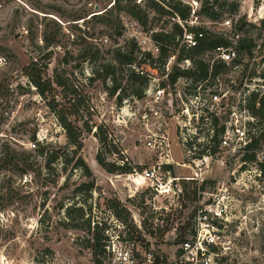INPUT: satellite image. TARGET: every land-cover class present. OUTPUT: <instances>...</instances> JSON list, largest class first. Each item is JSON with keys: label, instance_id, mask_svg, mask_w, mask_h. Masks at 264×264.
Here are the masks:
<instances>
[{"label": "rangeland", "instance_id": "1", "mask_svg": "<svg viewBox=\"0 0 264 264\" xmlns=\"http://www.w3.org/2000/svg\"><path fill=\"white\" fill-rule=\"evenodd\" d=\"M147 1L140 5L148 14L145 28L173 33L174 26L167 23L169 14L156 12L152 9L153 1ZM114 2L0 0V264H94L87 248L91 236L86 229L90 223L91 228L95 223L108 228L112 220H118L108 209L111 201L119 202L130 214L127 237L134 235L153 249L162 263H171L177 243L191 230L195 213L203 209L210 194L228 196V218L219 223L225 241L219 263L264 264V172L261 174L259 167L264 163V151L258 153L259 165L248 164L245 169L240 155L232 161L226 159L224 166L213 164L207 184L201 187L185 181L193 175L187 167L162 169L157 177L163 182L155 190L150 183L138 182L137 177L109 174L97 163L101 149L95 137L98 127L107 130L113 145L139 175L150 170L156 160L140 141L142 126L121 111L125 107L128 110L130 103L124 101H131V96L124 97L118 105L119 93L111 97L106 90L111 87V80L106 85L89 81L97 67L111 63L125 95L132 90L128 82L132 69L120 63L114 52L122 48L125 53L126 45L135 41L126 25L136 20L127 12V0H121L120 11H115ZM245 2L232 10V3L220 0L215 4L219 15L213 20H219L218 24L205 27L217 31L223 18L246 19L251 2ZM108 10L118 16L119 28L117 24L105 25L91 18H107L109 14L104 13ZM256 30L246 34L257 35L261 40L264 30ZM47 44L50 46L46 47ZM87 46L97 47V58H82ZM49 52L51 60L46 59ZM136 57L139 61L138 54ZM64 58L71 62L67 71L83 99L79 118L83 117L93 128L91 134L85 133L82 122L72 118L83 131V148L78 155L68 146L57 116L25 74L32 62L38 61L48 66V75L52 77L55 68L63 69ZM242 60L247 68L236 73L239 89L251 67L244 57ZM56 102L61 104V98L57 97ZM31 144L37 148L39 144L49 145L59 160L50 169L45 168L46 159L37 156V148L33 149ZM180 155L174 140L173 157L179 164L183 162ZM78 157L88 166L89 176L76 168ZM25 159L31 170L23 173L29 167L22 162ZM106 159L120 163L116 155L106 154ZM91 185L93 189L85 188ZM69 208L72 218L67 215ZM80 210L84 211L83 219Z\"/></svg>", "mask_w": 264, "mask_h": 264}, {"label": "built area", "instance_id": "2", "mask_svg": "<svg viewBox=\"0 0 264 264\" xmlns=\"http://www.w3.org/2000/svg\"><path fill=\"white\" fill-rule=\"evenodd\" d=\"M151 1L169 14L167 23L172 24L175 30V26H178L182 34L177 35L176 46H166L170 54L161 62L163 44L156 41L154 36L174 34L175 31L170 33L146 29V25L138 21L126 25L127 30L132 31L139 55V61L136 57L138 62L130 68L145 78L147 84L141 97L132 96L131 101H124V104L130 105L128 110L125 107L121 111L130 114L142 126L140 141L146 149L151 150L156 159L150 170H145L140 175L135 172L131 177L150 183V188L157 190L160 182H163L162 178L157 177L162 169L172 166L187 167L192 170L193 175L185 181L201 187L207 184V175L213 164L224 166L226 159L232 161L237 155L244 156L252 143L253 135L259 131L251 103L254 102L255 108L259 109L261 100H264V77H261V72L264 74V35L258 40L257 35L249 37L246 33L251 29L264 30V0H250L246 19L223 18L221 29L217 31L205 27L207 24H218L219 20L213 21L203 13V1ZM226 1L232 5L246 4L245 0ZM147 2L135 0L139 7ZM175 5L187 8L188 17L184 19L175 12L172 9ZM212 5L213 2H210L209 6ZM242 20L246 24L241 29ZM207 33L222 36L230 41V45L204 50L189 58L188 55L200 47ZM246 35L250 39L252 50L250 54H241L238 42L246 38ZM182 52L185 54L182 55ZM148 54L151 55L150 59H147ZM243 57L250 62L251 67L244 85L239 89L236 87L235 76L238 70L247 68ZM141 61L152 64L153 70L140 67L138 63ZM199 62L207 67L206 74L200 80L185 75L173 78L178 72L195 74L198 72ZM174 140L183 159L181 164L173 157ZM30 146L37 148L36 144ZM166 174L170 175V172L167 171ZM227 197L209 195L203 209H198L195 213L191 230L175 247L171 263H162L157 259L155 251L144 242L137 240L134 235L131 236L133 239L127 237L130 232L127 226L118 220H112L105 232L107 239L103 264H220L219 257L223 256L225 241L222 236L224 230L219 223L228 218ZM138 224L142 232L141 221Z\"/></svg>", "mask_w": 264, "mask_h": 264}, {"label": "trees", "instance_id": "3", "mask_svg": "<svg viewBox=\"0 0 264 264\" xmlns=\"http://www.w3.org/2000/svg\"><path fill=\"white\" fill-rule=\"evenodd\" d=\"M210 0H206L203 4V13L208 15L212 19H216L218 17V12L215 10V4H219L220 0H213V5L209 6ZM115 11L121 10V0H115L114 5ZM112 6V7H113ZM111 7V8H112ZM110 8V9H111ZM127 12L128 14L133 17L136 21L141 23L142 25H147L148 23V16L145 10L140 8L136 5L135 0H127ZM232 10H236L237 6L232 5ZM152 9H155L158 13H166L164 9L155 3L152 2ZM175 12H178L182 18L188 17L187 8H183L180 5H175L172 7ZM104 14H109L107 18L101 17L100 15L92 16L93 20L99 19L105 25H111L114 23L118 25L119 28V18L112 11H106ZM245 20L240 22V28L242 29L245 26ZM176 30L174 34H156L154 36L155 40L163 44L161 47V58L160 61L163 62V59L166 58L170 51L166 48V46H176V37L177 35H181L182 31L179 29L178 26H175ZM191 31H199V29H190ZM120 34V33H118ZM230 45V41L223 38L222 36L207 33L206 38L201 41L200 47H198L193 53L189 54V58H193L194 55L203 52L204 50H212L218 47H228ZM50 46L47 44L46 47ZM238 48L241 54H250L252 50V45L250 39L243 38L240 39L238 42ZM125 53L122 51V48L116 49L114 52L116 55V59L128 66H133L136 63V54H138V47L134 41L126 45ZM49 56L46 58L47 60L52 59V53L49 52ZM100 54L97 47L87 46V49H84V55L82 58L86 61L88 59H95ZM182 55L185 53L182 52ZM151 55H147V59H150ZM71 62L67 58H64L62 63V68H55L53 70L52 77L48 75V66H42L39 64L38 61L32 62L31 66L25 70L26 77L28 78L29 82L37 89L39 95L47 101V106L49 107L50 111L55 114L61 124L62 128L66 132V137L68 140V146L73 149V153L78 155L79 152L83 148V131L81 128L72 120V118L77 119L79 122H82V126L84 128V132L91 134L92 127L89 125L88 121H85L80 117L81 107L83 106V99L82 96L78 94V89L74 85L73 80L71 79V74L67 71V68L70 66ZM140 67H143L147 70H153V66L148 65L146 61H141L138 63ZM198 72L195 74H191L189 72L184 73H176V76L173 78L175 79L178 75H185V76H192L195 80H200L207 72V67L202 63H197ZM115 66L111 63L107 65H102L101 67H97L95 70L94 77L90 78L89 81H99L102 82L103 85L107 84L108 80H111V87L107 88L108 92L110 93L111 97H114L117 93L118 94V105H121V102L124 97H141L144 88L146 87L147 81L145 78L140 77L136 74L134 70H130L128 82L131 86V93L130 95H125L121 88V84L116 80L115 76ZM2 86L0 84V90ZM57 93H59L57 95ZM50 96V97H49ZM61 98L62 103L59 104L56 102V98ZM251 110L253 114L256 116L259 131L256 135L252 137V143L247 147L248 152L242 157L243 169L246 168L248 164H258L257 158L258 153L264 151V100H261L260 108L256 109L254 106V102L251 103ZM95 137L98 139L101 149L96 157V161L101 168H103L109 174L115 175H133L136 171L129 163L128 159L124 157L123 152L117 149L116 145H113V141L109 139V134L107 130L102 127H98L95 133ZM33 141H36V137H32ZM8 151V150H7ZM9 152V151H8ZM37 156L44 157L46 159V166L45 168L50 169L53 164L59 160L60 157L54 155L51 151L49 145H40L36 149ZM106 154L108 155H116L120 163H109L106 159ZM28 157L31 154L27 155ZM20 160V159H19ZM29 160V158H28ZM28 160H24L25 165L29 166L23 173L28 172L31 170V165H28ZM17 161V160H16ZM66 164H68V159H66ZM259 165V164H258ZM76 168H80L84 170L86 175L89 176V168L86 163L83 161L81 157H78L76 164ZM261 174L264 172V163L259 165ZM171 167H167L166 169H170ZM87 190L93 189V186L85 187ZM203 189L205 187H202ZM108 209L115 215V217L125 226L129 227V212L119 203L116 201H111L108 204ZM80 218L83 219L85 214L83 210H80ZM68 218H72L71 209L67 210ZM107 229L104 226H100V223H95L94 227L91 228V223L89 227L86 229L90 234V238L87 241V248L92 252L93 262L94 264H103V260L105 258V241L107 239L105 232ZM152 234V233H151ZM133 239V237H130ZM179 243V242H178ZM177 243V244H178Z\"/></svg>", "mask_w": 264, "mask_h": 264}, {"label": "bare ground", "instance_id": "4", "mask_svg": "<svg viewBox=\"0 0 264 264\" xmlns=\"http://www.w3.org/2000/svg\"><path fill=\"white\" fill-rule=\"evenodd\" d=\"M141 179H138V182L140 181Z\"/></svg>", "mask_w": 264, "mask_h": 264}]
</instances>
